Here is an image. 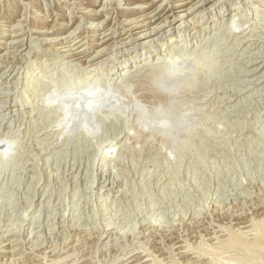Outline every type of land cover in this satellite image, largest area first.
<instances>
[{"label":"rangeland","instance_id":"374dc122","mask_svg":"<svg viewBox=\"0 0 264 264\" xmlns=\"http://www.w3.org/2000/svg\"><path fill=\"white\" fill-rule=\"evenodd\" d=\"M175 1L0 0V264H264V0Z\"/></svg>","mask_w":264,"mask_h":264},{"label":"bare ground","instance_id":"6f19581e","mask_svg":"<svg viewBox=\"0 0 264 264\" xmlns=\"http://www.w3.org/2000/svg\"><path fill=\"white\" fill-rule=\"evenodd\" d=\"M204 1V0H203ZM243 1V0H242ZM154 2V1H153ZM234 2H237V1H234ZM240 2H241V0H240ZM250 2V1H249ZM253 3V2H252ZM151 4H153L152 2H150L148 5H151ZM179 4H181V2L179 1V0H176L173 4H172V6H171V10H173V13L171 14L172 16H174V17H177V15H175V5H179ZM249 4H251V3H249ZM104 6H105V4H103ZM160 5L161 4H159V6H157L155 9H153L149 14V16H147V17H144V18H141L140 20H135L134 18H129V19H127L126 18V20L125 21H123L125 24H128V25H133V24H136V27H140V26H137V25H139L138 23H140V21H146V20H148V19H150V18H153L158 12H156L157 11V9L160 7ZM166 6L167 5H165V6H163L162 7V9H161V11L162 10H164V9H166ZM203 6V5H202ZM106 7V6H105ZM141 7H143L142 5L141 6H139V8H141ZM201 6H199V7H196L195 6V4H193V5H191L190 6V8H189V11H191V9L193 10V12H191V13H188L187 15H190L191 14V16L194 14V12H196V14L195 15H198L197 13V11H198V9L200 8ZM114 8V7H113ZM82 9V8H81ZM108 9V8H107ZM111 9V8H110ZM109 9V10H110ZM248 9H250V8H248ZM112 10V9H111ZM114 11H116L117 9L115 8V9H113ZM145 10V9H144ZM160 10V9H159ZM109 12V11H108ZM117 12H119L118 10H117ZM156 12V13H155ZM127 14L128 13H131V11L129 10V11H127L126 12ZM153 13V14H152ZM114 14V13H113ZM120 14V13H119ZM167 19V18H166ZM181 20H182V22H185L186 20H184V18H181ZM233 20V19H232ZM235 20V19H234ZM151 21V20H150ZM150 21H148V22H150ZM198 21H199V19H198ZM219 21V20H218ZM20 22V21H19ZM18 22V23H19ZM122 22V23H123ZM233 23V22H232ZM231 23V24H232ZM149 24V23H148ZM181 24V23H180ZM202 24V23H201ZM98 25V28H99V26H101L100 25V23H98L97 24ZM147 25V23L144 25V26H146ZM188 24H185L184 26H182V27H180V28H177V31H185L186 30V27H188L187 26ZM79 26V25H78ZM210 26V25H209ZM103 27H104V25H103ZM103 27H102V29H103ZM158 26H155L149 33H151L152 31H155L156 29H159V28H157ZM183 27H185V28H183ZM201 27V26H200ZM211 27V26H210ZM223 28V27H222ZM132 29V28H131ZM207 29V28H206ZM247 29V28H246ZM97 30V29H96ZM202 30H203V28H202ZM95 31V30H94ZM197 31V30H196ZM198 31H200V30H198ZM140 32V31H139ZM139 32H137L138 34H139ZM229 32V31H228ZM101 33V32H100ZM102 33L103 34H100L101 36L100 37H98V40H101V43H105V42H107L109 39H112V38H115V40L112 42V43H108L105 47H103V49H100V50H98L97 52H96V54H94L93 56L91 55V57L88 55V57H86V58H84L83 60H81L83 63H85L86 65L88 64V67L87 68H89V67H93L94 66V68L96 69L97 67L96 66H98V64L100 65V63L101 62H99V61H101V60H99V61H97L96 59H98L99 57H101L102 55H104L105 53H107V52H109L115 45H117L118 43H117V41L119 40V42L120 43H125V41H127V39H129L128 37H125V38H121V39H118L117 40V38L118 37H116V36H114L115 35V33H116V30H115V27L114 28H111V31L109 32V33H105V30H104V32L102 31ZM105 33V34H104ZM134 33H136V32H133V33H131L130 35H132V34H134ZM136 33V34H137ZM240 33V32H239ZM109 34H113V36H111V37H108V35ZM238 34V33H237ZM93 35V34H92ZM231 35V34H230ZM261 35V34H260ZM86 37H88L87 35L86 36H83V37H81L80 38V40L79 41H83V39L85 40V38ZM91 37V36H90ZM89 37V38H90ZM142 36H140V38H141ZM144 37H146V36H144ZM261 37V36H260ZM53 39V38H52ZM137 39H139L137 36L136 37H133L132 38V40H131V42L133 41V40H137ZM160 39L161 38H156V37H153V38H151V39H149V40H145V41H143L142 43H139V45H141L140 47H142V48H145V47H147V46H145V44H147V45H149V47L151 48V50H149L150 51V53H151V55L155 52V55L153 56V57H155L157 54L159 55L160 54V52H162V50H164V48H161L162 46H160V48H158L157 49V47H158V45H159V43L158 42H162V41H160ZM14 41H16V40H14ZM13 41V42H14ZM18 41V40H17ZM30 41V40H29ZM32 41V40H31ZM153 41V42H152ZM241 42V41H240ZM11 43H12V41H11ZM24 43V42H23ZM188 44V43H187ZM192 44V43H191ZM31 45V44H30ZM74 45V44H73ZM164 45V44H163ZM69 46V45H68ZM67 46V47H68ZM248 47V46H247ZM261 47V46H260ZM128 48V47H127ZM126 48V49H127ZM35 49V48H34ZM54 49H56V50H59V51H63V50H69V49H72V48H66V46H60V47H57V48H54ZM61 49V50H60ZM130 49V48H129ZM259 49V48H258ZM18 50V49H17ZM11 51V50H10ZM58 51V52H59ZM148 51V52H149ZM13 52V51H12ZM182 52V51H181ZM8 53V52H7ZM26 53V52H25ZM61 53V52H60ZM27 54H28V52H27ZM186 54V53H185ZM259 54V53H258ZM11 55V54H10ZM61 55V54H60ZM63 55V54H62ZM151 55H148V56H146V58L144 59V61H147V59L149 60V57L151 56ZM5 56H7V55H5ZM160 56V55H159ZM2 57V56H1ZM5 59V58H4ZM100 59V58H99ZM102 59V58H101ZM138 60V59H137ZM136 59H125L124 61H122V62H120V65H118V68H116L117 69V71H118V73L120 74L121 73V71H119L121 68H122V70L123 69H125V70H128V69H126V68H128L127 66H132V62H136L137 61ZM160 60V59H159ZM104 61V60H103ZM102 61V62H103ZM81 62V63H82ZM91 62V63H90ZM124 64V65H123ZM140 65V64H139ZM122 66V67H121ZM143 66V65H142ZM157 66H158V64H157ZM258 66H260V65H258ZM258 66H256V68H258ZM158 68V67H157ZM255 68V69H256ZM94 69V70H95ZM243 69V68H242ZM94 70H93V72H94ZM252 70V69H251ZM260 72L262 71V70H259ZM93 72H90L88 75H90L91 73H93ZM128 72H129V70H128ZM247 72V71H246ZM4 73V72H3ZM262 73H264V72H262ZM122 74V73H121ZM89 77V76H88ZM119 77V76H118ZM251 80V79H250ZM18 86V85H17ZM14 90V89H13ZM22 113V112H21ZM113 146H115V145H113ZM116 147V146H115ZM78 177V176H77ZM96 179V178H95ZM105 183V182H104ZM36 196V195H35ZM113 201V200H112ZM258 223V222H257ZM262 223V224H261ZM261 223H259V224H261V225H264L263 224V221L261 222ZM256 224V223H255ZM257 225V224H256ZM147 226V225H146ZM255 226V225H254ZM258 227V226H257ZM259 227L261 228V227H263V226H260L259 225ZM264 228V227H263ZM255 229H256V227H255ZM256 230H258V228L256 229ZM260 230H264V229H260ZM259 231V230H258ZM31 232V231H30ZM241 232H243V234H244V231H240V233H237V234H234V237L233 238H231V240L229 241L228 239L224 242V243H222V246H221V248L220 249H222V247H223V244H227L228 242V244L229 245H231L232 243H230V242H238V244L242 247V249L244 250V247H245V251H246V249L248 248V251H253L252 253H255V252H257V251H259V250H261V251H264V247L262 246V245H260V240L258 241V243H256V241L255 240H258L257 239V237L255 238V240L253 241V240H251V241H253V243H250L244 236H243V234L241 233ZM264 232V231H263ZM262 231H261V237H262V233H263ZM256 233H257V231H256ZM258 234V233H257ZM259 236H260V233L258 234ZM263 236H264V234H263ZM260 237V238H261ZM220 241V240H219ZM222 241V240H221ZM24 242V241H23ZM182 242V241H181ZM63 243V242H62ZM189 244V243H188ZM228 244H227V246H228ZM162 245V244H161ZM226 246V245H225ZM223 247V249H225V248H229L230 246H228V247ZM263 248H262V247ZM141 247V246H140ZM197 247V250H198V246H196ZM231 247H233L234 248V246L232 245ZM55 248V247H54ZM58 248V247H57ZM172 248V247H171ZM237 248V247H236ZM263 250H262V249ZM193 249H194V247H193ZM200 249V248H199ZM202 249L204 250V251H201V249H200V251L199 252H202V254H203V256L205 257V256H208V258H210V260H211V258L214 256L213 254H214V252L216 251H214L213 252V254L212 253H210V250L209 251H207L208 249H204L203 247H202ZM230 249V248H229ZM238 249H239V247H238ZM139 250V249H138ZM169 250V249H168ZM184 250V249H183ZM233 250V249H232ZM195 251V250H194ZM142 252V251H141ZM152 252V251H151ZM186 252H187V250H186ZM197 252V251H196ZM206 253V255H204L205 253ZM212 252V251H211ZM217 252V251H216ZM215 252V253H216ZM219 252V251H218ZM217 252V253H218ZM61 253H62V251H61ZM198 253V252H197ZM129 254V253H128ZM131 254V253H130ZM150 254V253H149ZM199 255H201V253L199 254ZM211 255H213V256H211ZM216 255V254H215ZM191 256V255H190ZM217 256H218V254H217ZM63 257V256H62ZM145 258H146V256H144ZM151 257V256H150ZM201 257V256H200ZM220 257V256H219ZM221 257H222V255H221ZM220 257V258H221ZM226 257V256H225ZM233 257V256H232ZM237 257V256H236ZM240 257V256H239ZM214 258V257H213ZM213 258H212V260H213ZM224 258V257H223ZM260 258V257H259ZM61 260H63L62 258H60ZM59 259V260H60ZM148 259V258H147ZM202 259V258H201ZM237 259H238V257H237ZM236 259V263H240V258L237 260ZM149 260V259H148ZM152 260V259H151ZM203 260V259H202ZM206 260V259H205ZM210 260H208L207 259V261H210ZM210 261V262H214V261ZM214 260H215V262L213 263V264H216V262H217V264H221V263H219L218 261H216V258H214ZM222 260V259H221ZM147 260H142V264H144L145 262H146ZM201 261V260H200ZM232 261V263L233 264H235L234 262H235V257L233 258V260H231ZM231 261L229 262V260H228V262H227V264L228 263H231ZM234 261V262H233ZM243 261V263H247V260H246V262H245V260H242ZM263 261L264 260H262V263H263ZM13 262V261H12ZM124 262V261H123ZM154 263L156 262V260L155 261H153ZM226 262H225V264H226ZM251 262V261H250ZM56 263V262H55ZM139 263V262H138ZM147 263V262H146ZM175 263V262H174ZM192 263V262H191ZM252 264H253V262H251ZM120 264V263H119ZM157 264V263H156ZM172 264V263H171ZM179 264V263H178ZM189 264V263H188ZM204 264V263H203ZM207 264H210V263H207ZM242 264V263H241ZM250 264V263H249Z\"/></svg>","mask_w":264,"mask_h":264}]
</instances>
